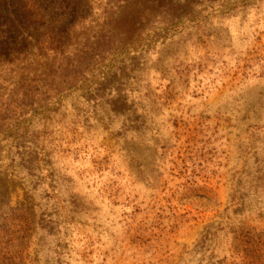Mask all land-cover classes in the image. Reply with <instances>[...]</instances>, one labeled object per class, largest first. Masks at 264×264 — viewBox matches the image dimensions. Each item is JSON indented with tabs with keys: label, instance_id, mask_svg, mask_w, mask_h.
Listing matches in <instances>:
<instances>
[{
	"label": "rangeland",
	"instance_id": "rangeland-1",
	"mask_svg": "<svg viewBox=\"0 0 264 264\" xmlns=\"http://www.w3.org/2000/svg\"><path fill=\"white\" fill-rule=\"evenodd\" d=\"M118 4L0 0V264H264V0Z\"/></svg>",
	"mask_w": 264,
	"mask_h": 264
},
{
	"label": "trees",
	"instance_id": "trees-1",
	"mask_svg": "<svg viewBox=\"0 0 264 264\" xmlns=\"http://www.w3.org/2000/svg\"><path fill=\"white\" fill-rule=\"evenodd\" d=\"M204 2H212L215 0H202ZM195 0H119V4L116 8L115 13V26L107 24L106 31L109 32V36L118 35L121 38H126L131 34H136L144 24L149 22L161 21L160 23L165 25H172L183 16L184 10H191L195 8ZM30 14L27 15L29 18L36 19L38 15L34 8L30 9ZM182 11V12H181ZM190 17V16H187ZM51 41V39H50ZM53 41V40H52ZM55 45V42H53ZM48 52L54 55H60L61 57L66 56L67 52H57V47L48 48ZM235 201L234 209L240 215L243 213L251 214L252 211L258 212L254 205L251 204H240L237 200ZM236 212V213H237ZM251 212V213H250ZM235 213V212H234Z\"/></svg>",
	"mask_w": 264,
	"mask_h": 264
}]
</instances>
